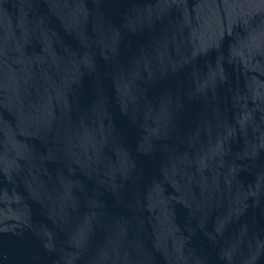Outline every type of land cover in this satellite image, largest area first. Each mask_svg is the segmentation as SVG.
Wrapping results in <instances>:
<instances>
[{
  "label": "water",
  "instance_id": "obj_1",
  "mask_svg": "<svg viewBox=\"0 0 264 264\" xmlns=\"http://www.w3.org/2000/svg\"><path fill=\"white\" fill-rule=\"evenodd\" d=\"M0 264H264V0H0Z\"/></svg>",
  "mask_w": 264,
  "mask_h": 264
}]
</instances>
